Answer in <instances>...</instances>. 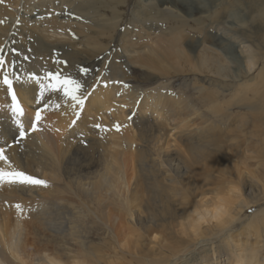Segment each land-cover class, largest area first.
I'll use <instances>...</instances> for the list:
<instances>
[{
    "label": "bare ground",
    "instance_id": "1",
    "mask_svg": "<svg viewBox=\"0 0 264 264\" xmlns=\"http://www.w3.org/2000/svg\"><path fill=\"white\" fill-rule=\"evenodd\" d=\"M39 2L0 0V55L21 77L22 83L12 77L25 112L17 118L29 130L26 116L35 115L39 89L28 77L59 69L84 85L80 68L89 56L84 47L104 54V36L114 40L127 14L131 20L122 27L123 54L108 51L109 72L89 86L85 115L75 125L71 121L79 107L72 108L62 94H46L49 103L66 111L50 118L58 137L56 154L38 131L9 149L16 167L50 187H0V264H247L248 258L264 264V0H49L50 14L36 11ZM168 19L176 25L163 38ZM188 30L198 36L184 48ZM33 53L45 62L31 60ZM53 54L65 63L47 62ZM133 67L144 70L148 81L164 83L142 93L131 85ZM184 74L209 77L201 82ZM181 78H193L192 83L206 84L223 97L243 92L238 105L230 103L247 110L238 130H229L238 120L232 109L221 113L216 96L207 98L219 107L200 113L199 105L176 89ZM242 79L250 83L252 97ZM193 89L204 93L202 86ZM10 109L11 97L0 84V142L11 144L17 127ZM250 123L257 137L247 140L242 133ZM117 124L131 133L127 143ZM77 147L87 151L85 163L74 165ZM131 162L134 179L128 172L120 178L121 166L126 170ZM121 184L127 185L124 199L118 193ZM109 193L120 202L110 201ZM222 193L230 211L217 222L210 209ZM251 205L256 211L247 217ZM197 209L207 224L190 219ZM115 215L118 224L111 222Z\"/></svg>",
    "mask_w": 264,
    "mask_h": 264
},
{
    "label": "rangeland",
    "instance_id": "2",
    "mask_svg": "<svg viewBox=\"0 0 264 264\" xmlns=\"http://www.w3.org/2000/svg\"><path fill=\"white\" fill-rule=\"evenodd\" d=\"M50 2L49 0H41V2H39L36 6L38 7V9L36 10L38 13L42 12V13H46V14H50L52 13V9H51V6H50ZM53 5L56 6L55 3H53ZM57 5H60V4H57ZM32 8V7H31ZM33 9V8H32ZM184 10V9H183ZM188 16H192L193 18H196V19H199L201 17L200 14H191L189 13L188 11H184ZM30 13H28L27 16H30L29 15ZM128 15V16H127ZM125 16V19L123 21H125V23L122 21V24L121 26L118 28L120 29L121 31L117 30L115 32L114 35L115 36V39L114 40H111L110 36L106 35L104 36V44H105V49L104 50H107L106 52H104V54H101L98 50H95V53L93 52L94 50L92 49H89V50H86V48L84 47V51L88 52V57H85L84 58V68H87L88 69V72L87 74H84V87L87 86L86 90L84 91V95H87L88 91H89V86H92L97 80L98 78H101L99 77L102 76L104 73H107L109 72L108 69L110 68V65H111V62H112V54L111 56H109V53L108 51L109 50H114V54H117L118 55H121L123 54V50H122V45H120V39H121V34L123 32V30L126 28V26H129L130 25V21L129 19L131 20V17L129 16V14H127ZM127 19V20H126ZM85 20V19H84ZM86 21V20H85ZM88 22L90 21V19L87 20ZM128 21V22H127ZM176 25L174 23H172L170 21V19H168V23L165 24V26L163 27V33H162V36L163 38H166V36H171V30L173 29V26L172 25ZM193 25V24H190V26ZM124 29H123V28ZM193 29V28H192ZM117 33V34H116ZM188 34V42L186 41L187 39L184 40V43H181V45L184 47V48H191L190 46V42L193 41V38L197 37L198 34L197 33H192L190 32V30H188L187 32H185ZM22 37V36H21ZM117 37V38H116ZM24 38V37H22ZM25 39V38H24ZM106 41V42H105ZM116 41V42H115ZM187 43H186V42ZM190 41V42H189ZM110 42V44H109ZM107 43V44H106ZM116 43V44H115ZM112 44V45H111ZM114 44V45H113ZM33 50H36L38 47L37 45L34 44V47H32ZM109 48V49H108ZM116 49V50H115ZM91 50V51H90ZM98 52V54H97ZM22 53H24V55H26V52L23 51ZM93 54V56H92ZM139 54H140V51L139 50H134L133 51V56L135 59H137L139 57ZM97 55V56H96ZM96 56V57H95ZM94 57V58H93ZM98 57V58H97ZM101 57V58H100ZM96 58V59H95ZM47 59V62L49 63H53L54 60L56 59H59V57H54V54L50 57H46ZM99 59V60H98ZM110 61H108V60ZM31 60H33L34 62L36 63H40V64H43L45 61L42 59V57L38 54H35L33 53L31 55ZM121 60H123V58H121ZM93 61V63H91ZM97 61V62H96ZM107 61V62H105ZM105 62V63H104ZM110 62V63H109ZM75 64H77V67L81 66V64L77 63V61H74ZM30 64V63H28ZM95 64V65H94ZM108 64V65H107ZM110 64V65H109ZM106 65V66H105ZM120 67L123 66V63H119L118 64ZM225 69H227V66L225 64H221ZM93 67V68H91ZM104 67V68H103ZM234 67V64H232V68ZM123 68V67H122ZM134 68V69H133ZM132 70L133 72L131 74H133V76L135 78L131 79L130 82H131V85L135 86V87H139V88H142V93H146V92H151L153 91L154 88H156L157 86H160L162 83H164V81H148L146 79V77L144 76V70H142L140 67L137 68V67H133ZM74 69V68H73ZM96 69V71H94ZM100 70H103L102 72H100ZM143 71V72H142ZM98 72V73H97ZM91 73V74H89ZM97 73V74H96ZM103 73V74H102ZM89 74V75H88ZM86 75V76H85ZM98 76V77H97ZM143 76V77H142ZM179 76V75H178ZM177 78H180L178 77ZM180 76H183V77H193V78H196V79H199L201 82L209 77L208 75L206 76H198V75H193V74H184V75H180ZM94 77V78H93ZM87 80H86V79ZM89 78V80H88ZM193 78H189V79H186L184 80L183 78L179 79L178 82H177V87L176 89H178L180 91V93H183L184 95H186L192 102L193 104L197 103L199 105V107L201 108L200 109V113L203 112V113H206L208 111H210V109H216L218 108L219 106H217L214 102L215 100L213 99H209L207 98L208 96H216L222 106V111L221 113L225 112L227 109H232L234 111V114H233V117L234 119L238 120L236 123H234L233 125H231L229 127V130L230 131H236L238 130V128L240 127V116L245 114V112L247 113V110L245 108L243 109H237V106H231L230 103L231 102H236V105H238L239 103V100L242 98V95H243V92L241 91H236V92H233V93H230L226 96H220L218 95L214 90H212L208 85L206 84H194L192 83V79ZM76 80H79L78 78H76ZM94 80V82H93ZM80 81V80H79ZM92 81V82H91ZM135 81V82H134ZM88 82V83H87ZM91 82V83H90ZM134 82V83H133ZM246 82V85L248 86L244 91V92H247V94L252 97L253 95L248 93L249 91V86H250V83H248L247 80H244L242 79L240 81V84H243ZM137 83V84H136ZM155 85H154V84ZM100 84V83H99ZM159 84V85H157ZM202 86L203 90H204V93L203 92H200L198 91L197 89H193V88H197V87H200ZM248 90V91H247ZM144 94H141V96L143 97H139L140 101H143L144 99ZM209 94V95H208ZM119 99V98H117ZM193 99V100H192ZM254 101V100H253ZM259 102V101H258ZM215 107V108H213ZM51 109H54V108H51ZM59 109H65V108H59ZM59 109H55L54 111L50 112L49 111L47 112H42V116H43V119L41 120V122L39 123L38 125V128L40 130H38V133H40L42 139L48 144V146L50 147L51 151L53 154H56L57 152V147H58V137L56 135V131H54V129L52 128V126H50V118H53V119H58L59 117H64L65 114H66V111L63 112V111H59ZM220 109V108H219ZM245 110V111H244ZM187 111V110H186ZM184 111L185 114H187V112ZM76 112H79L80 115L79 117L82 115L84 117L85 113H84V106L83 108H79L78 110H76ZM238 113V114H236ZM91 115V112H87V119L90 120V122L92 121V119L94 118V115H91V116H88ZM27 120H28V124L31 126L33 120H34V117L33 116H30V114H28L27 116ZM228 128V127H227ZM123 129H120L119 133H125L124 131H122ZM247 135V140L249 137H254L256 138L257 134L256 132L254 131V125L253 124H249L248 127L246 128V130L242 133L243 136ZM131 137V133H125L123 134V138H124V141L127 143V141L129 140V138ZM57 139V140H56ZM239 140V139H238ZM253 139H250V143L251 144H254L253 142H255V140ZM239 143V142H238ZM86 148V147H85ZM85 148H78V153L73 156V164L76 165V164H79L81 160L84 159V163H85V151H87V149ZM126 149V148H125ZM122 150V149H120ZM129 151V150H128ZM97 156V155H96ZM98 157V156H97ZM96 157V158H97ZM131 166L128 167L126 170L123 169V167L121 166V169H122V173L119 174V177L120 178H123L124 175H125V172H128V174H130V176L132 177V179H134L136 173H137V169L135 170V166H134V163L131 162L130 163ZM122 165V163H121ZM132 182V181H131ZM55 183H58L57 181ZM61 183V182H59ZM58 183V184H59ZM126 184H121L119 190H118V193L120 195L121 198H125L126 197V192H127V188H126ZM244 193L247 194V191L244 190ZM108 199L112 202H120L116 197H114L112 195V193H109V195L107 196ZM108 200L105 201V203H107ZM252 208L250 209H247L246 211V216L249 217L250 215H254V212L256 211V208L253 207V205H251ZM254 210V211H253ZM120 217V216H119ZM111 222L112 223H116L118 224V215H115L111 218ZM127 223V222H126ZM241 228V227H239ZM239 231H235V233H238ZM247 264H252V261H251V258H248L247 259Z\"/></svg>",
    "mask_w": 264,
    "mask_h": 264
},
{
    "label": "snow or ice",
    "instance_id": "3",
    "mask_svg": "<svg viewBox=\"0 0 264 264\" xmlns=\"http://www.w3.org/2000/svg\"><path fill=\"white\" fill-rule=\"evenodd\" d=\"M2 51V49H0ZM28 59V57H25ZM57 65L64 64L65 61L54 60ZM11 67H15L12 64ZM9 66L5 63V58L0 55V74H2V80L0 84L6 86L7 94L11 97V112L13 114V122L17 127V137L14 143H8L7 141L0 142V164L4 167H0V187L8 186L20 189H31L35 187L48 188L49 183L43 179L37 178L32 174L16 167L14 162L11 160L10 156L7 154L9 149L18 148L22 142L29 136L30 132L34 133L38 130L39 123L43 119L42 112L47 111L49 108L59 109L61 107L60 103L52 102L49 103L50 95L46 94H62V99L65 102L71 101L72 108H83L86 95L83 93L84 85L81 81L73 79L69 75H65L59 69L55 71L45 70L43 76H38L35 73L31 74L28 79L34 82V86L38 85V94L35 95V103L38 107L34 110V120L31 124V128L26 129L22 122V118L25 115L24 109L21 106V102L18 99L17 92L14 90V81L12 77L15 78L16 83H22L21 77L13 71L8 70ZM80 72L86 74L88 72L87 68H80ZM107 85H105L106 87ZM127 87V85H124ZM90 95V93H88ZM79 112L75 113L76 119L71 121L72 125H75L79 119ZM97 128L100 125H96ZM121 125H115V130L119 132ZM18 213H22V205L17 203L14 205ZM26 218V217H22ZM224 218L223 210L218 208L216 210V221L219 222ZM200 222H205L203 217H201ZM197 223V222H196ZM193 232L197 231V228L193 226ZM52 264H56V261H52Z\"/></svg>",
    "mask_w": 264,
    "mask_h": 264
},
{
    "label": "clouds",
    "instance_id": "4",
    "mask_svg": "<svg viewBox=\"0 0 264 264\" xmlns=\"http://www.w3.org/2000/svg\"><path fill=\"white\" fill-rule=\"evenodd\" d=\"M226 199H227L226 193H222V194L217 195V197L215 199V203L212 206V208L210 209V213L213 214L212 219L216 220V210L218 208H221L223 210L224 217L228 216L230 210L226 204ZM201 217H203V216H201L200 210L197 209L196 211H194L192 213V216L190 217V219L195 220L200 225H204V224H207L209 222L208 219H206L205 217H203L205 222H200Z\"/></svg>",
    "mask_w": 264,
    "mask_h": 264
}]
</instances>
